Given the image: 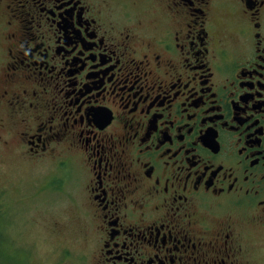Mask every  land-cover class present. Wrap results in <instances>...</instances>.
I'll use <instances>...</instances> for the list:
<instances>
[{"label": "flooded vegetation", "instance_id": "af4514ba", "mask_svg": "<svg viewBox=\"0 0 264 264\" xmlns=\"http://www.w3.org/2000/svg\"><path fill=\"white\" fill-rule=\"evenodd\" d=\"M0 33V147L72 203L58 262L252 264L264 0H0Z\"/></svg>", "mask_w": 264, "mask_h": 264}, {"label": "rangeland", "instance_id": "374dc122", "mask_svg": "<svg viewBox=\"0 0 264 264\" xmlns=\"http://www.w3.org/2000/svg\"><path fill=\"white\" fill-rule=\"evenodd\" d=\"M2 42L0 33V56L6 48ZM34 174L20 155L8 152V146L0 147V264H85L76 259L75 253L83 248L77 244L78 250L58 262L57 246L69 242L74 233L70 228L57 238L51 232V216L72 213V203L57 193L37 195L39 188L31 184ZM53 206L59 214L50 209ZM253 245L252 264H264V234H254Z\"/></svg>", "mask_w": 264, "mask_h": 264}]
</instances>
